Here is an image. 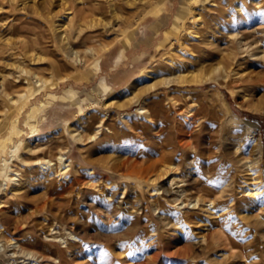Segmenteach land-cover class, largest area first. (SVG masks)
<instances>
[{
    "label": "rangeland",
    "instance_id": "rangeland-1",
    "mask_svg": "<svg viewBox=\"0 0 264 264\" xmlns=\"http://www.w3.org/2000/svg\"><path fill=\"white\" fill-rule=\"evenodd\" d=\"M0 139V264H264V0H0Z\"/></svg>",
    "mask_w": 264,
    "mask_h": 264
},
{
    "label": "bare ground",
    "instance_id": "bare-ground-1",
    "mask_svg": "<svg viewBox=\"0 0 264 264\" xmlns=\"http://www.w3.org/2000/svg\"><path fill=\"white\" fill-rule=\"evenodd\" d=\"M60 4V3H59ZM112 7V6H111ZM110 7V8H111ZM115 7V6H114ZM62 8V7H61ZM60 8V9H61ZM64 9H67L66 7L64 8ZM63 9V10H64ZM62 10V9H61ZM57 11V10H56ZM65 11V10H64ZM112 11H114V10H112ZM69 12V11H68ZM83 12H84V10H83ZM62 14V13H61ZM29 49V48H28ZM24 51V50H23ZM21 69V68H20ZM26 71V70H25ZM29 75V74H28ZM36 75V74H35ZM31 76V75H30ZM34 79H35V77H34ZM34 79H33V81H34ZM29 80V79H28ZM32 80V79H31ZM36 81H37V83H38V81H40V79L39 78H36ZM31 82V81H30ZM42 82V81H41ZM99 83V82H98ZM40 84H42V83H40ZM100 84V83H99ZM34 85V84H33ZM35 85H37V84H35ZM100 86V85H99ZM41 87H42V85H41ZM104 89L105 90V93L108 91V88H107V86H106V84H101V89ZM36 89H37V87H36ZM38 92V91H37ZM103 92V91H102ZM101 92V93H102ZM33 93H34V91H32V92H30L29 94H26L25 92H19L18 93V95H19V97H21V99H27L28 100V98L29 97H31L32 95H33ZM19 100V99H18ZM10 101L12 102V103H15L16 101H17V99H14L13 97H10ZM23 101V100H22ZM10 102V103H11ZM19 102V101H18ZM93 103V102H92ZM91 103V104H92ZM251 103V102H250ZM141 111V110H140ZM30 112V111H29ZM31 118V115L29 114V116H28V120ZM16 120V119H15ZM15 120H12L13 121V123H12V126H11V131H10V133L8 132L7 134H10L9 135V137H8V139H11L12 137H16V136H20V134H21V129H19L18 127H16V125H15ZM7 139V141H9ZM1 140V139H0ZM6 141V140H5ZM4 146V145H3ZM6 147V146H5ZM3 149H4V147H3ZM60 153V152H59ZM58 155V154H57ZM57 160L58 161H61V166H60V172H61V170H63V169H65V167H66V163L64 164V162H63V154L61 153V154H59L57 157ZM37 162L39 161V160H36ZM46 161V160H45ZM36 162V163H37ZM46 163H48V164H50V161L49 160H47L46 161ZM68 166V165H67ZM59 167V166H58ZM169 168V167H168ZM168 170V169H167ZM167 172V171H166ZM165 172V173H166ZM12 180H14V178L12 179ZM167 189V188H166ZM258 191V187H257V185L255 184V183H250L249 184V186H248V188H247V190H246V192H247V194H249V195H251V196H255L256 195V192ZM55 208V207H54ZM54 213V212H53ZM107 221V220H106ZM79 222V221H78ZM52 223V222H51ZM55 225V224H54ZM46 226V225H45ZM56 237V236H55ZM66 242V241H65ZM14 244H15V242H14ZM63 247V246H62ZM18 249V248H17ZM59 251V250H58ZM30 255V254H29ZM42 256V255H41ZM34 257V256H33Z\"/></svg>",
    "mask_w": 264,
    "mask_h": 264
}]
</instances>
